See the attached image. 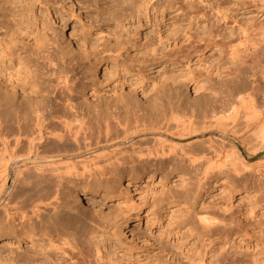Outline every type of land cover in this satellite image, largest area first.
Returning a JSON list of instances; mask_svg holds the SVG:
<instances>
[{"label":"rangeland","instance_id":"374dc122","mask_svg":"<svg viewBox=\"0 0 264 264\" xmlns=\"http://www.w3.org/2000/svg\"><path fill=\"white\" fill-rule=\"evenodd\" d=\"M0 26V49L5 50H0V90L23 100L46 93L48 84L38 80L45 74V64L41 68L37 61L41 68L37 71H44L38 74L26 56L11 52L51 49V58L69 57L75 63L70 64L74 72H68L67 80L60 76L58 83L53 75L50 83L57 85L49 93L51 101L63 98L61 91L68 83L75 99L99 108L92 113H100L101 118L110 117L107 113L111 115L109 110L116 105L120 116L127 113L132 119L140 111L144 117L154 111L159 115L176 99L199 104L219 86L231 84L241 66L264 55V0H0ZM260 71L254 84L264 87ZM227 132H216L214 137L228 160L207 174L205 165L192 167L186 161L142 171L136 161L127 160V151L118 146L116 155L104 143L83 148V156L103 154L98 158L102 163L97 160L100 169L88 165L93 172L80 164L65 175L63 164L54 169L29 166L20 180L13 181L21 161L11 165L0 205L12 194L9 203L13 198L21 210H29L33 202L28 203L32 199L28 194L35 191V197L38 188L41 199L46 196L43 199L54 205L61 200L53 208L45 207L50 214L55 212L64 229L50 233L42 228L35 233L41 240L34 243L15 238L0 241V264H220L221 259H225L222 264H264V147L258 136ZM68 149L67 153L73 152L69 145ZM104 152L108 158L122 153L126 160L120 166L106 164ZM154 162L149 165L154 167ZM24 176H38L31 180L35 190L30 188L31 178ZM55 195L58 198L53 199ZM133 201L140 211L136 239L122 230V217ZM210 220L213 227L217 225L209 230ZM30 222L27 217L22 222L18 215L11 224L24 232L30 231ZM71 234L80 244L71 240Z\"/></svg>","mask_w":264,"mask_h":264},{"label":"bare ground","instance_id":"6f19581e","mask_svg":"<svg viewBox=\"0 0 264 264\" xmlns=\"http://www.w3.org/2000/svg\"><path fill=\"white\" fill-rule=\"evenodd\" d=\"M5 32L4 34L7 33ZM262 39L264 40L263 36ZM229 45L230 44H228V46ZM0 50L2 52L5 51L4 47H2ZM257 50V48H255L254 50V54L256 56L258 54ZM9 51L11 52V49ZM50 51L52 50L40 49V51H32V53L25 54L24 50L13 49L11 52L26 56V58L34 65L36 71L38 70V68H40L37 67V63H42L41 68H43L44 66L42 67V65L45 64L44 69H46V71L44 72L42 71L43 69L41 70L45 74L43 75V73L39 70L42 73V75L40 74L42 78L39 76L40 78H38V80L39 84L48 85L46 88V93H44L43 91L37 92L28 97L27 100H23L22 98L15 99L11 92H4L0 90V196L5 190V182H7L10 178L9 167L13 164L17 165V163L20 161L21 163H19L20 165H17L16 172L14 173L15 176L12 178L13 181H15L16 179L20 180L19 176L21 175L22 170L28 169L29 166L35 167V170L37 168H45V166L50 168L52 167V169H54V166L56 168V165L63 164L66 172L64 169H62L63 167L61 168V170H64V175L67 174V172H71L73 169H75V167L76 169H78L77 164H80L82 166V169L85 171L92 170L90 168H87L89 167V164L94 165L96 169H100V166L102 165V160L98 158L103 157V154L100 153V151H98L99 153L95 152L93 156L91 155L92 157H89V153H87L88 155L86 154V156H83L84 149L87 151V147H89V145H92V143L96 145H98V143H104L106 146L110 147L109 150L111 152L115 151V148L120 146L118 148L127 151V156H125L126 154L123 150L122 151L124 153L121 151L123 153V156L128 157L127 160L130 159L133 162L136 161V164H138V169L140 168L142 169V171L144 169H147V172H151V169L163 170L167 166H176L178 162L180 163L181 161H186L188 162V165H191L192 167L205 165L204 171L206 174L210 170L222 167L228 160V154L224 151H220V148L218 146L219 142L217 139H215L216 137H214L216 132H218V134H222L224 131H228L233 134L241 131V133H239V136L245 133L246 136L247 133L248 135L252 134L260 138V146L261 148L264 147V87H261L260 85L256 86L257 84H254L257 72L261 70L260 72L264 74V55L261 57L260 55H258L256 62L253 61V63L241 66L238 71H236L237 73H235V78L233 77L234 79H232L231 84H228V86H219L217 89L212 91L208 95V97L203 99L199 104H187L183 100L176 99L174 102L170 103L171 105L168 108L164 109L163 107V110L162 112H160L159 115H155L154 111V114L151 112L153 115L148 114V118L144 117V112H142L143 114H141L140 111L139 114L141 115L135 114L136 116H134V118L132 117L131 119L128 117V115L125 116L127 113L125 115L122 113L124 116H120V111L118 110L119 106H117L116 104H114L116 106L113 105L114 109L109 110L110 108H107V110L109 111L113 110L111 112V115L107 113V115L110 117L101 118L103 115H101L100 117V113L98 115L96 114L99 111V108L97 109L95 107L92 109V105L90 107V104H87L86 102L83 103V101L80 102L75 99L72 85H68V83H65V91H61V95H63V98L59 97V99L56 96L57 100L51 101L52 99L49 98V93L54 91L57 85H51L50 83L51 81L53 82L55 79L53 78V75L57 77L56 81L57 79H59L60 76H64V79L67 80L71 77L68 72L70 73L72 71L71 68H74L71 65L75 63L69 57H65V60L61 59L60 57L59 59H54L55 57L51 58L52 55L50 56ZM39 71H37L38 74ZM248 76L250 78L249 82ZM61 80H63V78ZM57 82L59 83V81ZM11 91L14 92V90ZM169 98L171 99L170 96ZM92 112H96L94 114L95 116H93ZM134 113H132V115ZM98 116L101 119H99ZM241 122L243 123L242 130L238 129L242 126L240 125ZM238 124L240 125L239 127H237ZM206 134L207 137L202 138V136ZM119 135L121 136V138ZM146 135L150 136V140L147 139L148 137ZM117 137L119 138L118 141L115 139ZM189 138L191 140H189ZM186 139L189 140L187 143H181V140L185 141ZM200 144L204 145L199 148L198 145ZM67 145L71 146V150L73 151L72 153H67L70 149L69 148L68 150H66ZM92 146L94 147V145ZM54 150L64 151L54 153L56 154L54 155L50 152H54ZM110 151H108V153H110ZM117 151H115L116 155H118V152H120ZM48 152H50L52 155H50V157L48 156L47 158H43V156H45ZM122 153L119 156L122 157ZM107 154L105 153L103 162L107 161L106 164L109 165L120 166L124 163L123 159L126 160L125 157H122L121 159L118 158L119 156L117 157L116 155V157L108 155L110 156L108 158ZM105 157L108 159L106 160ZM28 160L31 161V164H28ZM97 160H99V162L101 163H99ZM153 161H155L154 167L153 165H149L152 164ZM106 164H104L103 166H105ZM58 175L59 177H61L62 174L60 175L58 173L57 176ZM32 177H30V179L25 178L24 176L23 179H30V182L32 183L34 181L31 180L37 178L33 177L32 179ZM35 180L38 181L39 178L38 180ZM35 184L38 186L39 183L35 182ZM33 185L34 183L30 185L31 190L33 189ZM13 187H17V184ZM33 190H35V186ZM37 190L39 191L38 188ZM37 190L36 192L38 193ZM27 193L29 192L27 191ZM33 193H35V191H32V194H28L29 197H32V199L35 198L37 195L36 193L35 197H33ZM54 193L56 194V192H53L52 195H54ZM10 195H6L7 199L11 198ZM39 195L42 194L40 193ZM52 195L49 193V197H51ZM56 195L53 196V199H55L54 197L58 198ZM24 196V198H26L27 194H25ZM38 197L33 200L28 199L31 200L29 202L26 200L30 204L33 202L31 209L28 207L30 211L27 208L26 209L28 211H25V208V210H21V207L18 206L19 203H16L18 202L17 200H15L16 204L13 203V198L11 199L12 201H10V203L8 202L9 200L7 201L6 199L2 206L0 205V214H2V217H0L1 242H8L9 238L22 239L28 243H34L37 241V239L40 241L41 237H37L35 233H37V231L41 230L42 228H44L46 232L51 233L53 231H58L62 233V230L64 228L62 229L61 224L57 221L58 219L56 217L55 212L51 209V213L53 211V214H50V212L47 211L48 208H46L49 205H51V208L55 207L56 204L59 203L61 200L59 202L56 201L57 203L54 205V202L51 203L48 197V199L46 200L43 199L44 197L46 198V196H44L42 199L40 198L41 196ZM21 198L19 200H21L22 202ZM51 201L53 200L51 199ZM28 205L26 204V206ZM59 206L61 207L62 205ZM14 213L16 217L19 215V219L22 220V222L26 217L31 219L32 224H30V231L19 232L17 231V229H15L16 227L13 228L14 226H12L11 222H14V219H16V217L13 216ZM16 213L18 215H16ZM139 213V207L137 206L136 201H133L128 205L125 210V215L122 217V230L124 233L129 234L132 239H136L134 231L135 227L137 226ZM209 224H212L211 220ZM213 225L214 227L212 225L208 227L209 230L214 229L215 225L217 224ZM218 226L216 228H218ZM229 229L230 231H233L234 227H230ZM42 234L44 235V233ZM68 236L75 243L79 240H77V237H75L76 235L74 236L73 234H71ZM49 241L51 240L48 237V242ZM262 256L264 259V253L262 254ZM228 258L226 259V261H230ZM230 259L233 260L235 258L230 257ZM222 260L225 259H221V261ZM221 261L219 262L220 264H222ZM253 261L256 262L255 257L252 262ZM234 262L235 261H233V263ZM230 263L233 264L232 261ZM208 264L213 263L209 262ZM225 264H227V262Z\"/></svg>","mask_w":264,"mask_h":264}]
</instances>
